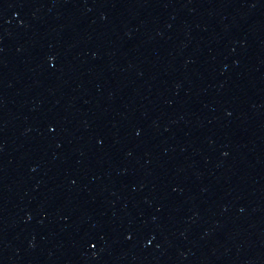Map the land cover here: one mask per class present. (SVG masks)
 <instances>
[{"label": "water", "instance_id": "1", "mask_svg": "<svg viewBox=\"0 0 264 264\" xmlns=\"http://www.w3.org/2000/svg\"><path fill=\"white\" fill-rule=\"evenodd\" d=\"M0 264H264V0H0Z\"/></svg>", "mask_w": 264, "mask_h": 264}]
</instances>
